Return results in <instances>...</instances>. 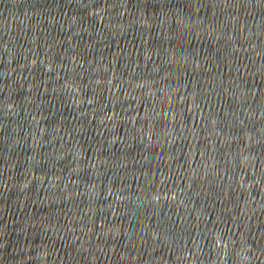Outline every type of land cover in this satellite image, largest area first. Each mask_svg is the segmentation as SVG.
Segmentation results:
<instances>
[{
	"label": "water",
	"instance_id": "water-1",
	"mask_svg": "<svg viewBox=\"0 0 264 264\" xmlns=\"http://www.w3.org/2000/svg\"><path fill=\"white\" fill-rule=\"evenodd\" d=\"M0 264H264V0H0Z\"/></svg>",
	"mask_w": 264,
	"mask_h": 264
}]
</instances>
